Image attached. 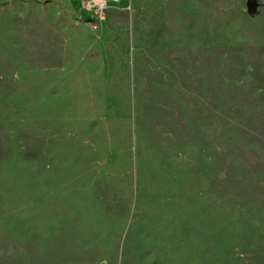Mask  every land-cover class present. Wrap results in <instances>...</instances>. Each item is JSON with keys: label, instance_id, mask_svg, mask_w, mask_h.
<instances>
[{"label": "rangeland", "instance_id": "1", "mask_svg": "<svg viewBox=\"0 0 264 264\" xmlns=\"http://www.w3.org/2000/svg\"><path fill=\"white\" fill-rule=\"evenodd\" d=\"M0 0V264H264V0Z\"/></svg>", "mask_w": 264, "mask_h": 264}, {"label": "built area", "instance_id": "2", "mask_svg": "<svg viewBox=\"0 0 264 264\" xmlns=\"http://www.w3.org/2000/svg\"><path fill=\"white\" fill-rule=\"evenodd\" d=\"M107 5L106 0H96V4H90V6L94 9H97V11H100Z\"/></svg>", "mask_w": 264, "mask_h": 264}, {"label": "crops", "instance_id": "3", "mask_svg": "<svg viewBox=\"0 0 264 264\" xmlns=\"http://www.w3.org/2000/svg\"><path fill=\"white\" fill-rule=\"evenodd\" d=\"M74 3V0H70V4H73Z\"/></svg>", "mask_w": 264, "mask_h": 264}]
</instances>
